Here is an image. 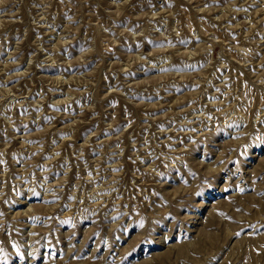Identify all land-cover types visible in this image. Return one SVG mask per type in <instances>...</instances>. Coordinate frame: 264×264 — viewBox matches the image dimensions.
<instances>
[{
  "label": "rangeland",
  "instance_id": "1",
  "mask_svg": "<svg viewBox=\"0 0 264 264\" xmlns=\"http://www.w3.org/2000/svg\"><path fill=\"white\" fill-rule=\"evenodd\" d=\"M0 264H264V0H0Z\"/></svg>",
  "mask_w": 264,
  "mask_h": 264
}]
</instances>
